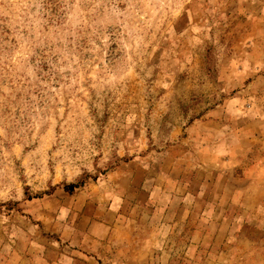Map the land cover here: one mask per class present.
Returning a JSON list of instances; mask_svg holds the SVG:
<instances>
[{
  "label": "rangeland",
  "instance_id": "1",
  "mask_svg": "<svg viewBox=\"0 0 264 264\" xmlns=\"http://www.w3.org/2000/svg\"><path fill=\"white\" fill-rule=\"evenodd\" d=\"M133 221L139 264H264V0H0V264Z\"/></svg>",
  "mask_w": 264,
  "mask_h": 264
},
{
  "label": "crops",
  "instance_id": "2",
  "mask_svg": "<svg viewBox=\"0 0 264 264\" xmlns=\"http://www.w3.org/2000/svg\"><path fill=\"white\" fill-rule=\"evenodd\" d=\"M105 235L104 242L112 248L105 250L104 256L101 257L102 261L94 256L88 257L84 252L76 254L78 262L82 264H139L144 261L142 260L144 258L143 249L148 248L149 237L145 236L142 228H138L137 221L110 225ZM127 246L131 249L128 253L123 250ZM115 252L117 255H114Z\"/></svg>",
  "mask_w": 264,
  "mask_h": 264
}]
</instances>
